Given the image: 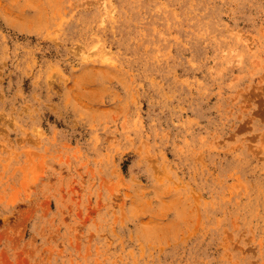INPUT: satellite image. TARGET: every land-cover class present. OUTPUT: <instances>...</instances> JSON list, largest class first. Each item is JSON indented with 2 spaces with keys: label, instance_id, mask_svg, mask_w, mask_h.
I'll return each mask as SVG.
<instances>
[{
  "label": "rangeland",
  "instance_id": "1",
  "mask_svg": "<svg viewBox=\"0 0 264 264\" xmlns=\"http://www.w3.org/2000/svg\"><path fill=\"white\" fill-rule=\"evenodd\" d=\"M0 264H264V0H0Z\"/></svg>",
  "mask_w": 264,
  "mask_h": 264
}]
</instances>
